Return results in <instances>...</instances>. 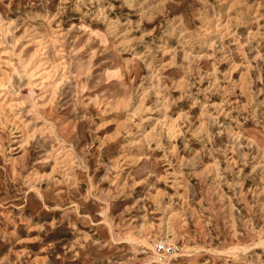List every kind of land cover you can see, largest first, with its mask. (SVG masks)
I'll return each instance as SVG.
<instances>
[{
	"label": "rangeland",
	"instance_id": "1",
	"mask_svg": "<svg viewBox=\"0 0 264 264\" xmlns=\"http://www.w3.org/2000/svg\"><path fill=\"white\" fill-rule=\"evenodd\" d=\"M0 264H264V0H0Z\"/></svg>",
	"mask_w": 264,
	"mask_h": 264
},
{
	"label": "built area",
	"instance_id": "2",
	"mask_svg": "<svg viewBox=\"0 0 264 264\" xmlns=\"http://www.w3.org/2000/svg\"><path fill=\"white\" fill-rule=\"evenodd\" d=\"M155 251L160 256V258L165 261L170 260L174 257H178L181 253V247H179L178 245L169 246L167 244L157 243L155 245Z\"/></svg>",
	"mask_w": 264,
	"mask_h": 264
},
{
	"label": "bare ground",
	"instance_id": "3",
	"mask_svg": "<svg viewBox=\"0 0 264 264\" xmlns=\"http://www.w3.org/2000/svg\"><path fill=\"white\" fill-rule=\"evenodd\" d=\"M160 260V259H159ZM158 261V260H157Z\"/></svg>",
	"mask_w": 264,
	"mask_h": 264
}]
</instances>
